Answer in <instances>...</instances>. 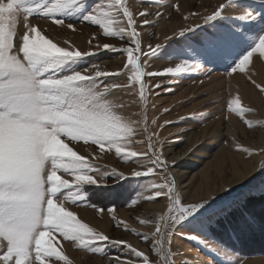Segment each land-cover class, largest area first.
<instances>
[{"label":"snow or ice","instance_id":"1","mask_svg":"<svg viewBox=\"0 0 264 264\" xmlns=\"http://www.w3.org/2000/svg\"><path fill=\"white\" fill-rule=\"evenodd\" d=\"M142 2L158 4L159 0ZM236 3L237 0H227L203 17V25L186 27L166 37L175 38V47L149 44L148 51H144L135 15L126 0H106L105 3L97 0L92 5L89 0H0V264H45L46 261L53 264V259L71 264L52 243H59L57 237L101 257L109 255L108 247L123 246L127 252L113 257L116 264H135L136 260H142V264H161V261L174 264L175 258L165 248L166 237L170 240L180 228L189 230L186 239L209 250L211 241L215 240L210 229L218 217L227 218L233 214L229 227L237 237L257 228L264 230V215L257 216L254 211L257 202L264 209V178L256 183L250 181L247 191L214 212H209L211 205L205 203L184 204L173 179L167 175L169 165L162 149L156 147L160 142L152 141L155 133H149L144 114L148 102L145 77L175 79L205 68L211 72L217 65L223 66L226 74L237 70L244 72L254 53L264 57V0H259L258 8L248 4L243 14L226 24L219 23L226 19V8ZM139 15L143 17L142 26L153 24L148 19L151 13L142 11ZM161 15L156 13L157 17ZM193 15L199 14L193 12ZM21 16L24 31L18 33ZM30 18L50 20L53 25L72 32L76 31L77 22H85L97 26L105 38L121 42L127 38L128 46L121 49L107 43L94 45L106 52L124 55V71H103L95 64L92 65L96 69L94 72L82 69L88 57L99 53L78 50L67 39L63 41L67 47L61 46L45 34L46 30L31 24ZM189 32L192 35H188ZM95 40L93 34L89 44ZM157 59L180 62L164 70L146 71ZM125 73H130L127 83L101 79H119ZM153 87L160 89L164 85L157 83ZM260 90L264 92V88ZM116 91L138 94V102L133 103L141 106V112L136 113L140 119L133 120L124 114L126 104L112 98ZM226 111L235 113L252 127L251 122L244 119L249 110L241 107L238 98L227 101ZM152 124H156L155 119ZM141 125L147 148L132 150L133 141L145 143V140L135 139ZM68 142L95 146L100 153L114 152L122 162L146 169L131 172V178L136 180L133 190L139 191L127 206L135 205L144 190L155 193L144 197L148 201L155 202L160 196H167L168 211L156 221L152 233L155 261L127 242L111 239L88 227L66 210V202L80 205L90 200L84 186L99 187L109 175L121 183L129 179L115 169L100 174V169L88 157L78 154ZM242 151L248 152L247 149ZM92 159L98 157L93 155ZM260 172L264 177V168ZM153 175H159L166 182L145 185L144 180H151ZM67 176H71V180L65 178ZM89 206L97 212L106 210L113 220L116 219L114 202L104 207ZM139 223L144 225L148 221L141 219ZM125 230H128L126 225ZM220 243L216 241V245ZM225 251L232 249L225 246ZM129 253L133 259L127 258ZM108 264H112L111 259ZM180 264L186 261L182 259ZM229 264L239 262L230 261Z\"/></svg>","mask_w":264,"mask_h":264},{"label":"rangeland","instance_id":"2","mask_svg":"<svg viewBox=\"0 0 264 264\" xmlns=\"http://www.w3.org/2000/svg\"><path fill=\"white\" fill-rule=\"evenodd\" d=\"M95 2L97 0H89L90 5ZM98 2L105 3L106 0H98ZM126 2L135 15L141 47L144 51H148L149 44L175 47V38L170 40L166 37L173 36L186 27L203 25V17L213 12L219 4L227 3V0H159L158 4H149L142 0H126ZM248 4L258 8L259 0H237L236 4L226 8L224 11L226 19L219 23L226 24L243 14V8ZM142 11L152 14L148 19L153 21V24L142 26L143 17L139 15ZM157 12L162 14L161 17L156 16ZM193 12L199 15H193ZM23 23L21 16L18 33L24 31ZM30 23L37 25L42 31L46 30L45 34L61 46L67 47L63 44L67 39L78 50L98 52V55L90 56L83 62L82 69H91L94 72L96 69L92 65L95 64L103 71H124L126 63L124 55L119 52H106L94 45L107 43L121 49L128 46L127 38L124 42L115 38H105L97 26L85 22H77L75 32L53 25L50 20L43 18H30ZM93 34L96 40L90 45L89 41ZM188 35L192 33L189 32ZM171 50L168 48V51ZM179 62V60L157 59L145 70H164L169 66L174 67ZM214 67L215 70L211 72L205 68L201 72L182 75L175 79L170 76L145 77L144 81L148 85V102L144 114L147 117L149 133H155L152 135V141L160 142L156 147L162 149L163 157L169 165L167 175L173 179L184 204L205 203L211 205L209 212L223 208L228 202L247 191L251 186L250 181L256 183L264 178L260 172V169L264 168V92L260 90L264 88V57H260L258 52L254 53L244 72L237 70L236 73L226 74L223 66ZM127 75L130 73H125L119 79L116 77L101 79L127 83ZM157 83H162L164 87L155 89L153 86ZM129 93L116 91L112 93V98L123 101L126 104L124 114L133 120H138L141 117L136 113H140L142 109L133 101L138 102L139 96ZM233 98H238L241 107L249 110L245 113L244 119L251 122V128L235 113L226 111L227 101ZM153 119L156 120L155 125L152 124ZM142 128L143 125L140 126L135 139L145 140V143L136 144L133 141L132 150L142 151L147 148V140ZM68 143L78 154L88 157L100 169V174L110 173L115 169L129 179L121 183L109 175L106 182L99 187L84 186L90 200L80 205L66 202L64 205L66 210L73 212L88 227L110 236L111 239L127 242L155 261L157 257L152 251L154 242L152 233L155 232L156 221L168 211L167 196L162 195L155 199V202L148 201L144 197L154 196L155 193L144 190L140 192L135 205L127 206L131 199L137 197L139 191L133 190L136 187V180L131 178V172L134 169L140 171L146 169L139 168L134 163L122 162L114 152L100 153L95 146H86L82 142ZM243 149H247L248 152L242 151ZM93 155L98 159H92ZM65 178L71 180V176ZM150 182L166 181L159 175H153L151 180H144L145 185ZM113 202L116 205L113 212L115 220L106 210L97 212L89 206L97 204L104 207ZM258 209L261 208L257 202L254 211L257 212ZM223 218V216L218 217L217 223L210 229L212 236L215 237V240L211 241V250L196 241L186 239L189 230L185 228L176 230L170 240L166 237L165 248L175 258L174 264H180L182 259L186 264H229L230 261H238L239 264H264V230L257 228L236 238L227 230L234 243L228 241L224 243L219 240L220 236L213 234V231L224 230L228 224L227 220L224 223L222 221V225L218 223ZM141 219L148 223L141 225L139 223ZM118 221L122 223L118 225ZM125 225L128 230H125ZM132 230L140 236L134 235ZM145 236L148 237L147 241L141 238ZM223 236L226 237V234ZM249 236H252L253 240ZM238 239L248 245L241 252L237 249V245L242 249ZM57 240L59 243L55 241L52 243L71 261V264H108L110 259L112 264H116L113 257L120 252H127L123 246L108 247L109 255L101 257L78 248L72 242L63 241L60 237H57ZM216 241H220V245H216ZM250 243L259 244L263 248H253ZM225 246L232 251L226 252ZM127 258L133 259L130 253ZM45 264L49 262L46 261ZM53 264H64V262L53 259ZM135 264H142V260H136Z\"/></svg>","mask_w":264,"mask_h":264},{"label":"trees","instance_id":"3","mask_svg":"<svg viewBox=\"0 0 264 264\" xmlns=\"http://www.w3.org/2000/svg\"><path fill=\"white\" fill-rule=\"evenodd\" d=\"M256 213V215H258V216H261V215H264V209H258L257 210V212H255ZM233 214H230L229 215V217H224L222 220H219V222L218 223H221L222 221H223V223H224V221H228V224H226V227H224V230H217V231H213V234L214 235H217V236H220L221 238L219 239L221 242H226V241H228V242H231V243H234V241H233V239L232 238H230V234L229 233H227L228 231L229 232H231L232 233V230H231V228L229 227V222H230V220H231V216H232ZM221 225H222V223H221ZM228 230V231H227ZM223 234H226V237H224L223 236ZM259 236V235H258ZM264 236V235H263ZM252 236H249V238H251ZM234 238H236V236H234ZM242 239V238H241ZM252 240H253V238H251ZM239 240V242H240V245H241V248L242 249H240L239 248V246L237 245V249L241 252V251H243L244 249H246L245 247H247L248 245H247V243H242L241 242V240L240 239H238ZM243 240V239H242ZM251 245V247H253V248H263V247H261L259 244H253V243H250ZM256 245V246H255ZM259 245V246H258ZM264 249V248H263ZM264 251V250H263Z\"/></svg>","mask_w":264,"mask_h":264},{"label":"bare ground","instance_id":"4","mask_svg":"<svg viewBox=\"0 0 264 264\" xmlns=\"http://www.w3.org/2000/svg\"><path fill=\"white\" fill-rule=\"evenodd\" d=\"M238 164V163H237ZM237 164H234V166H237ZM248 168V167H247ZM244 169V168H243ZM206 176V175H205ZM204 178H206V177H204Z\"/></svg>","mask_w":264,"mask_h":264}]
</instances>
